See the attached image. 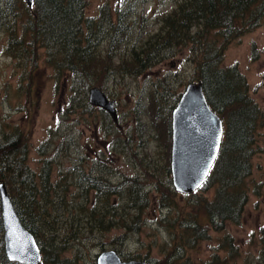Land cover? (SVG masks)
<instances>
[{
  "label": "trees",
  "instance_id": "1",
  "mask_svg": "<svg viewBox=\"0 0 264 264\" xmlns=\"http://www.w3.org/2000/svg\"><path fill=\"white\" fill-rule=\"evenodd\" d=\"M125 1L122 9H113L108 0L97 17H89L88 0H34L32 7L24 0H0V31L3 29L8 33L4 54L20 64L25 80L29 81L18 88L20 95L39 92L35 88V78L49 68L57 82L64 80L72 93L71 100L80 101L87 97L91 88H105L111 73L137 78L160 64L165 57H174L176 52L189 49L188 61L195 68L196 80L202 83L210 107L222 118L225 126L220 154L202 189L203 192H213L212 198L198 194L190 204L192 214L187 218L184 216L179 223L178 219L171 217L169 209V218L176 223V226L169 225V231L181 232L184 242L194 249L196 244L208 238L211 231L223 233L228 223L240 224L248 203V181L257 153L256 138L264 129V110L250 96L247 78L239 67L226 66L224 60L232 42L264 26V0H177L175 8L163 18L159 32L147 40H142L138 34V38L130 43L131 48L123 53V43H128L137 31L133 19L139 6L152 0ZM110 52L114 55L113 60ZM125 56L132 65H127L132 67L127 71L123 70L127 68L125 62L119 63ZM254 57L257 59L256 51ZM158 124L165 126L167 133L160 131L154 138L162 139L165 135L169 143L170 127L162 122ZM27 136L24 129L12 126L0 138V183L6 184L22 223L36 238L39 237V225L42 228L46 225L48 240L40 242L44 264H62L59 259L67 251L69 241L77 239L78 233L74 230L83 225L76 222L73 215L76 194L69 199L71 185L81 172L77 174L78 169L74 168L70 172L71 179L62 175L52 181L53 161L44 160L40 173L36 174L29 165ZM170 173L168 168L167 174ZM80 188L82 197L86 193L87 196L97 193V198L89 203L91 207L88 208V202H85L80 208L88 220L87 229L111 231L120 226V222L110 216L116 214L115 207L109 203L112 196L118 195V190L96 182L88 190L79 182L76 190ZM256 189L259 191V187ZM130 192L135 196L140 194L138 189ZM132 194L134 205H140ZM100 200L104 202L101 208ZM143 201L145 207L149 200ZM58 212L67 214L71 219L70 228L74 229L64 239L58 237V230L65 223L62 221V225L56 227L59 217H63L57 215ZM202 220L208 222L206 226ZM121 226L127 227L124 223ZM0 233H4L1 207ZM227 238L232 242L228 251L233 257L237 248L232 238ZM122 241H126L125 236ZM0 245L4 249L3 240ZM212 260L207 264L219 261L217 256ZM0 264L17 263L9 262L3 253Z\"/></svg>",
  "mask_w": 264,
  "mask_h": 264
},
{
  "label": "rangeland",
  "instance_id": "2",
  "mask_svg": "<svg viewBox=\"0 0 264 264\" xmlns=\"http://www.w3.org/2000/svg\"><path fill=\"white\" fill-rule=\"evenodd\" d=\"M88 1L87 16L97 17L100 8L108 0ZM109 1L113 9H122L126 5L125 0ZM176 1L152 0L146 5L141 4L133 19L137 24V31L128 43H123V53L127 52L128 47L131 48L130 43L138 38V34L142 40H147L149 36L159 32L163 18L175 8ZM7 35V30L0 31V138L12 126L24 129L30 143V168L39 174L44 160L53 161L52 181L62 175L71 179L70 172L74 168L78 169L77 174L82 170L89 173L94 168L95 158L103 155L110 160L115 155L118 162L113 167L120 176L113 178L114 174L109 175L112 187L125 184L118 195L112 196L109 201L115 207L116 214L110 216L115 222H120V226L111 231H91L86 228L89 226L86 223L88 220L80 208L85 206V202H88V208L91 207L89 203L97 198V193H91L90 196L86 193L82 197L81 188L76 190L77 185H71L69 199L76 194L73 215L76 216V222L83 225L74 230L70 228L71 219L67 214L57 213L63 217H59L56 227H60L62 221L65 222L63 228L58 230V237L64 239L67 235L70 236L71 229L78 233L77 239L69 241L68 249L63 254V258L71 260L66 264H97V255L107 250H119L120 238L124 236L126 241L123 247L126 252L138 259L150 260L153 264H167L168 255L170 257L175 250L171 245L180 238V233L174 236L169 231L170 224L176 226L169 218V209L171 217L178 219L179 223L184 216L187 218L192 214L190 204L198 194L207 198L213 196V192H203L202 189L189 195L179 193L173 187L172 174H167L168 168H171L173 145L172 108L176 106L187 85L197 82L195 68L188 61L189 49L183 53L175 51L174 57H165L160 64L140 77L124 76L118 72L108 76V85L102 90L110 100L116 102L120 116L118 124L122 125L118 131L109 113L90 105L89 92L80 101L71 100L72 93H69L64 80L57 82L49 68H45L35 78V88L39 92L30 91L20 95L18 88L29 84V81L25 80L20 64L4 54ZM254 51L257 52V59ZM111 58L113 60V53ZM121 62L126 64L124 71L132 68L129 67L132 65H129L126 56L123 61H119ZM224 64L239 67L247 78L250 96L264 110V26L232 42L225 53ZM161 122L170 127L169 143L165 135L162 139L154 138L158 137L160 131L167 133L166 127L158 124ZM256 139L257 153L248 181V203L242 222L228 223L227 230L223 233L211 231L208 238L196 244L194 249L186 244L179 264H184L188 258L192 264H207L213 261V256H217L219 260L215 264H264V129L258 132ZM46 142L50 143L45 144ZM84 157L90 159L88 163L78 161ZM108 167L111 168L110 165ZM91 177L95 178L97 174L93 172ZM132 189H138L149 196L146 209L139 211V207L134 210L130 208L134 205L130 195ZM141 193L137 196L132 194L138 203L143 201ZM167 205L171 206L168 208ZM102 206L104 202L100 200L99 207ZM201 222L205 226L208 223L204 220ZM122 223L127 227L121 226ZM37 235L39 242L48 240L46 225L43 228L39 225ZM227 237L232 238L237 248L234 250L237 254L233 257L228 251L232 242H228ZM1 240L4 246L3 233H0ZM3 253L4 249L0 245V257Z\"/></svg>",
  "mask_w": 264,
  "mask_h": 264
},
{
  "label": "water",
  "instance_id": "3",
  "mask_svg": "<svg viewBox=\"0 0 264 264\" xmlns=\"http://www.w3.org/2000/svg\"><path fill=\"white\" fill-rule=\"evenodd\" d=\"M24 1L33 6L34 0ZM89 102L109 113L118 124L116 102L102 89L91 88ZM224 132L223 120L210 107L203 85L189 84L172 114L171 172L177 192L189 195L202 188L219 156ZM0 207L8 259L21 264H43L40 244L22 223L5 183H0ZM98 264L145 263L122 262L115 252L107 251L99 257Z\"/></svg>",
  "mask_w": 264,
  "mask_h": 264
},
{
  "label": "flooded vegetation",
  "instance_id": "4",
  "mask_svg": "<svg viewBox=\"0 0 264 264\" xmlns=\"http://www.w3.org/2000/svg\"><path fill=\"white\" fill-rule=\"evenodd\" d=\"M106 113V112H105ZM108 115V114H107ZM119 115V114H118ZM119 118H120V116H119ZM114 126H115V128H116V130H118V131H120L121 130V128H122V125L119 123V124H114ZM99 158H95L94 159V168L93 169H91L90 171H89V173H86L84 170H82L81 171V174L78 176V180H76L75 182H74V185H79V182H80V184H81V186H83L84 187V189L85 190H88V188L90 187V185L93 183V182H96V183H101V184H103V186L105 187V188H115L116 190H118V192L120 191V189H122V186H124L125 184H121L120 186H118V187H112V178L111 177H109V175L110 174H114L115 176L113 177V178H116V177H118V176H120L119 174H118V171L117 170H115V168L113 167V165H116L117 164V162H118V158L117 157H115V155L113 156V157H111L110 158V160H108L106 157L107 156H103V155H101V156H98ZM100 157H102V158H100ZM82 159V158H81ZM81 159H79L78 161L79 162H83V163H88L89 162V160L88 159H86L85 157L81 160ZM110 165V167L111 168H109L108 166ZM85 166H87V165H85ZM98 171V172H97ZM93 172H95L96 174H97V177H91V174L93 173ZM124 178H125V176H123ZM83 183H86L85 185H83ZM99 185V184H98ZM99 187H100V185H99ZM140 191V190H139ZM140 193H141V191H140ZM141 195H142V199L143 200H145V199H147L149 196L147 195V194H145V193H141ZM145 203L146 202H144V201H142L141 202V204L140 205H131L130 206V208L132 209V210H134V209H138L137 207H139V211L140 210H142V209H146V207H147V205L144 207V205H145ZM168 206V205H167ZM169 207V206H168ZM141 213V212H140ZM138 216L139 217H141L139 214H138ZM171 233H172V235H174V236H176V233H180L181 234V232H177V231H170ZM177 241H176V243H172V247L174 246L175 247V250H174V252L171 254V256L169 257V255H168V258H169V260H168V262H167V264H179L178 262L181 260V257H183V255H182V250L183 249H186V243L184 242L185 240L180 236V238H177L176 239ZM120 243H119V245H120V249L119 250H110V251H113V252H115L119 257H120V259H121V261L122 262H131V261H138V262H142V263H145V264H153V262L152 261H150V260H143V259H138V258H136V256H134L132 253H130V252H126V250L124 249V247H123V243L125 242V241H122V238H120ZM41 245V244H40ZM41 248H42V246H41ZM171 251H172V249H170ZM107 251H109V250H107ZM107 251H103V252H101V253H99L98 255H97V264H98V259H99V257L103 254V253H105V252H107ZM51 258V257H50ZM61 262H62V264H66V263H69V262H71V260L70 259H66V258H63V255H62V258H60L59 259ZM190 261H191V259H187L186 261H185V263L184 264H190ZM43 264H44V257H43ZM155 264V263H154ZM180 264H182V263H180ZM192 264V263H191Z\"/></svg>",
  "mask_w": 264,
  "mask_h": 264
}]
</instances>
